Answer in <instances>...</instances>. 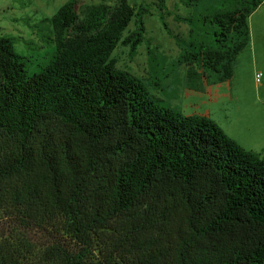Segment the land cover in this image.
Wrapping results in <instances>:
<instances>
[{"label":"trees","instance_id":"trees-1","mask_svg":"<svg viewBox=\"0 0 264 264\" xmlns=\"http://www.w3.org/2000/svg\"><path fill=\"white\" fill-rule=\"evenodd\" d=\"M261 1L180 0L192 6L180 14L119 0L78 17L65 0L32 24L48 23L52 43L32 72L0 33V218L11 222L0 264H264V157L209 116L158 102L110 56L117 42L135 52L154 4L186 77L227 80Z\"/></svg>","mask_w":264,"mask_h":264},{"label":"rangeland","instance_id":"rangeland-1","mask_svg":"<svg viewBox=\"0 0 264 264\" xmlns=\"http://www.w3.org/2000/svg\"><path fill=\"white\" fill-rule=\"evenodd\" d=\"M64 1L0 0V33L14 38L13 47L24 57L29 72L43 64L52 49V43L47 40L48 23L43 22L40 31L32 24L50 15ZM118 1L74 0L73 6L81 17L86 4L103 2L114 7ZM127 1L135 6L154 0ZM261 2L257 10L247 16L248 42L237 53L232 75L227 80L209 83L202 76L186 77L185 65L175 62L179 48L164 30L154 4L150 12L142 16L144 38L137 44L135 52L130 55L128 45L117 42L110 56L115 59L116 66L140 77L148 93L158 102L182 113H207L231 138L237 139L236 142L264 157V0ZM164 6L171 13L192 11V6L184 5L180 0H164ZM164 19L172 33L186 38L188 28L185 23L173 20L172 14H165ZM133 27L131 18L122 35ZM255 72H260L258 80H255ZM154 81H158L157 84ZM10 231V220L0 218V234L9 235ZM29 238L35 242L49 239L47 233L36 230L30 232ZM93 256V259H102L96 249Z\"/></svg>","mask_w":264,"mask_h":264},{"label":"crops","instance_id":"crops-1","mask_svg":"<svg viewBox=\"0 0 264 264\" xmlns=\"http://www.w3.org/2000/svg\"><path fill=\"white\" fill-rule=\"evenodd\" d=\"M261 3H262V2H261ZM259 4H260V3H259ZM259 4H258V5H259ZM258 5H257V6H256L251 12H250V14H251L254 10H255V11L257 10L256 8L258 7ZM199 113H202V114H205V115L209 116V115H208L207 113H205V112H199ZM209 117L211 118V116H209ZM212 119H213V118H212ZM213 120H214V119H213ZM214 121H215V120H214ZM215 122H216V121H215ZM220 127H221V126H220ZM223 131H224V130H223ZM224 132H225V131H224ZM225 133H227L228 136H229V133H228V132H225ZM235 139H236V138H235ZM236 140H237V139H236ZM236 140H235V141H236Z\"/></svg>","mask_w":264,"mask_h":264},{"label":"built area","instance_id":"built-area-1","mask_svg":"<svg viewBox=\"0 0 264 264\" xmlns=\"http://www.w3.org/2000/svg\"><path fill=\"white\" fill-rule=\"evenodd\" d=\"M259 76H260V72H255V74H254L255 80H258Z\"/></svg>","mask_w":264,"mask_h":264}]
</instances>
